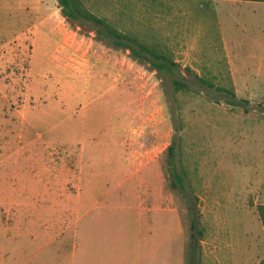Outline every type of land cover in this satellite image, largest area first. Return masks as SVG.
I'll return each instance as SVG.
<instances>
[{
  "label": "rangeland",
  "instance_id": "374dc122",
  "mask_svg": "<svg viewBox=\"0 0 264 264\" xmlns=\"http://www.w3.org/2000/svg\"><path fill=\"white\" fill-rule=\"evenodd\" d=\"M76 1L175 66L158 70L92 22L69 20L58 0H0V264H84V236L91 264L122 260L133 234L151 231L133 210L132 155L163 172L158 246L164 237L188 264L190 193L204 230L199 264H258L264 3ZM173 142L186 190L173 186ZM154 195L143 192L149 204ZM152 251L162 262L166 248Z\"/></svg>",
  "mask_w": 264,
  "mask_h": 264
},
{
  "label": "crops",
  "instance_id": "0c3cea01",
  "mask_svg": "<svg viewBox=\"0 0 264 264\" xmlns=\"http://www.w3.org/2000/svg\"><path fill=\"white\" fill-rule=\"evenodd\" d=\"M244 1H251V2H261V1H253V0H244ZM241 2H243V0H241ZM264 3V2H263ZM251 35V34H250ZM225 43H228L227 40H224ZM227 51L229 52V47H226ZM124 156V154H121ZM133 159H131L129 162H127V164L129 165L130 168V172H129V180L130 179H135V177H137L136 181H137V205L138 207H136L135 205L133 206V210H138V213L136 214V221L137 223L141 224L143 222V224L145 226H147V228H149L151 231L144 232L142 228H140V230H138L137 232H135V234H133V236H135L136 240L130 242V248L126 249L124 252L125 256L123 257L122 260L117 259H113L111 261V259L108 260H101L98 261V264H186L185 258L183 257H179V255H176L174 252H170V246L168 241L165 242L164 241V237H163V241L161 243V246H158L157 241H153V238L156 236L157 232H158V228L156 226L155 228V224H154V218L155 216H151V215H164L163 211H165V203L164 201H168V195L165 194L164 191V180H163V172L161 169V166L158 165L156 162L154 161H150L148 160L147 162H144L142 164H139L138 159H136V155H132ZM106 169H104V174L105 175H109V176H113L114 172H112V168L109 166L105 167ZM111 168V169H110ZM96 176V175H95ZM95 180L98 178H94ZM146 188V191L144 190H139V188ZM150 187L155 189V200L149 204L148 199L143 197V192L149 194L150 193ZM139 194V195H138ZM168 208L167 207V213L165 215H168ZM159 212H162L161 214ZM157 219V218H156ZM146 223V224H145ZM168 232H167V237H168ZM86 237H83V252H84V264H86L85 262H87V264H91L90 262V241L88 242H84V239ZM86 244H87V249H86ZM157 248H161L164 249L166 248V252H165V256L163 257V261L162 262H154V261H150L151 254H153L152 250L153 249H157ZM184 251V249H183ZM87 255V256H86Z\"/></svg>",
  "mask_w": 264,
  "mask_h": 264
},
{
  "label": "trees",
  "instance_id": "16d2710c",
  "mask_svg": "<svg viewBox=\"0 0 264 264\" xmlns=\"http://www.w3.org/2000/svg\"><path fill=\"white\" fill-rule=\"evenodd\" d=\"M64 15L70 20H80L81 22H92L95 25L97 34L101 37L109 38L113 41L116 46H122L130 49L132 53L138 57L151 58L152 64L156 69H173L175 63L164 58L162 55H158L152 51L148 46L143 45L139 42L134 41L131 37L119 33L116 29L110 27L104 22L103 19L95 16L92 13L86 12L79 7L76 0H58ZM261 1L264 0H253ZM222 90V88H219ZM169 163L174 175L173 186L175 188L186 190L184 186V178L180 175L177 170V164L175 160L176 150L175 143L173 142L168 148ZM187 193V192H186ZM188 196V211L190 214V259L188 264H199L200 262V251L202 248V239L204 230L201 223V211L198 204V197L192 196L187 193ZM259 216L264 226V204L258 207ZM264 264V258L258 263Z\"/></svg>",
  "mask_w": 264,
  "mask_h": 264
}]
</instances>
